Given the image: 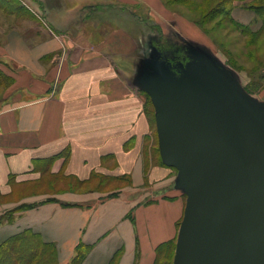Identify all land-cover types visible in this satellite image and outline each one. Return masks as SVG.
I'll list each match as a JSON object with an SVG mask.
<instances>
[{
  "label": "crops",
  "instance_id": "obj_1",
  "mask_svg": "<svg viewBox=\"0 0 264 264\" xmlns=\"http://www.w3.org/2000/svg\"><path fill=\"white\" fill-rule=\"evenodd\" d=\"M27 1L61 38L23 2L0 0V196L55 178L97 188L1 202L0 245L32 230L56 245L60 264H70L80 250V264H155L159 248L176 236L185 197L175 189L143 202L130 184L98 189L130 174L143 178L150 132L145 97L131 84L124 47L130 35L123 24L108 30L113 13H131L129 5ZM254 1L235 0L231 16L257 31L263 20L246 6ZM7 214L11 221H3Z\"/></svg>",
  "mask_w": 264,
  "mask_h": 264
},
{
  "label": "water",
  "instance_id": "obj_2",
  "mask_svg": "<svg viewBox=\"0 0 264 264\" xmlns=\"http://www.w3.org/2000/svg\"><path fill=\"white\" fill-rule=\"evenodd\" d=\"M185 51L147 86L187 194L173 264H264V101L208 49Z\"/></svg>",
  "mask_w": 264,
  "mask_h": 264
},
{
  "label": "rangeland",
  "instance_id": "obj_3",
  "mask_svg": "<svg viewBox=\"0 0 264 264\" xmlns=\"http://www.w3.org/2000/svg\"><path fill=\"white\" fill-rule=\"evenodd\" d=\"M16 1L19 4L22 2ZM24 1L29 4L27 0ZM234 1L114 0L119 6L128 4L131 10V13L114 12V23L110 22L108 30L118 29V25L123 24L124 35H130V43L127 44L125 40L124 47L129 50L126 58L130 59L134 71L131 74V84L145 97L144 109L150 132L141 156L142 180L136 181L130 174L123 181H110L106 186H99L100 191H118L130 184L132 194L143 202L153 200L155 196H168L175 189L183 198L186 197L184 191L177 188L176 178L174 180L176 167H166L161 157L158 125H154L156 110L147 90L148 81L159 76L165 66L174 67L188 60L186 55L181 59L177 58L175 51L187 48L208 49L234 71L239 83L249 94L264 101V31L261 36H253L249 33L253 31L252 27L232 21L228 9ZM251 5L252 2L246 3L247 7L252 8ZM262 14L260 16L264 18V13ZM2 79L7 84V78ZM154 169L161 170V175L152 176L151 171ZM94 188L97 187L78 188L72 180L47 179L34 187H23L12 196H0V203H12L21 196L34 192L56 195ZM3 221H11V217L7 214ZM179 222L180 219L177 226ZM175 246V237L165 242L159 248L155 264H173Z\"/></svg>",
  "mask_w": 264,
  "mask_h": 264
},
{
  "label": "trees",
  "instance_id": "obj_4",
  "mask_svg": "<svg viewBox=\"0 0 264 264\" xmlns=\"http://www.w3.org/2000/svg\"><path fill=\"white\" fill-rule=\"evenodd\" d=\"M232 7L233 5L228 9V14L230 19L234 21L231 16ZM251 7L260 16L264 13V0L252 2ZM261 19L264 20L262 17ZM263 26L257 31H250V35L261 36L264 31ZM175 53V56L180 59L184 55L187 56L182 49L175 51ZM56 254L58 252L54 243L42 241V238L34 231L25 230L9 237L0 245V264H60ZM83 256L84 253L80 250L70 264H80Z\"/></svg>",
  "mask_w": 264,
  "mask_h": 264
},
{
  "label": "built area",
  "instance_id": "obj_5",
  "mask_svg": "<svg viewBox=\"0 0 264 264\" xmlns=\"http://www.w3.org/2000/svg\"><path fill=\"white\" fill-rule=\"evenodd\" d=\"M22 2H23V4L30 10V11H32L34 14H35V16L46 26V27H49L50 28V26H49V24L47 23V21H46V18H45V16H44V14L43 13H41L40 11H38V10H36L35 8H33L31 5H29L28 3H26L25 1H23L22 0ZM50 30H51V32L55 35V36H57L58 38H61V35H58L57 33H55V31L52 29V28H50Z\"/></svg>",
  "mask_w": 264,
  "mask_h": 264
},
{
  "label": "bare ground",
  "instance_id": "obj_6",
  "mask_svg": "<svg viewBox=\"0 0 264 264\" xmlns=\"http://www.w3.org/2000/svg\"><path fill=\"white\" fill-rule=\"evenodd\" d=\"M154 118H155V116H154ZM155 119H153V121H154ZM156 123L154 122V125H155ZM176 173H177V170L175 171ZM176 178H177V175H176ZM185 199H186V197H185ZM184 199V203H183V207H182V213H181V218H180V222H181V220H182V218H183V214H184V208H185V204H186V200ZM179 222V223H180ZM179 226L180 225H178L177 226V231H176V236H175V239L177 240V236H178V231H179Z\"/></svg>",
  "mask_w": 264,
  "mask_h": 264
}]
</instances>
